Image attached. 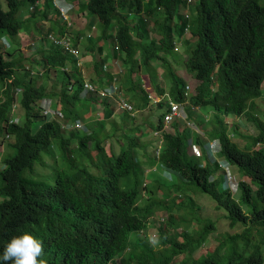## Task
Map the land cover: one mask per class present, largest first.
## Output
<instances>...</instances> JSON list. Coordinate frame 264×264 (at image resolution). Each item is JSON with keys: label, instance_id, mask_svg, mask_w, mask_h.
I'll list each match as a JSON object with an SVG mask.
<instances>
[{"label": "trees", "instance_id": "16d2710c", "mask_svg": "<svg viewBox=\"0 0 264 264\" xmlns=\"http://www.w3.org/2000/svg\"><path fill=\"white\" fill-rule=\"evenodd\" d=\"M35 1L38 0H5L6 6L0 1V38L4 37L9 43L6 48L0 44V129L4 135L13 134L15 137V151L5 156L4 166L0 168V257L12 237L27 231L42 242L43 255L40 259L45 260L46 264H118L120 256H123L121 264H167L168 258L155 259L158 251L153 250L150 244L131 241L129 237L131 232L143 229L149 217L139 216L133 210L141 197L138 178L134 176L131 184L126 187L120 185L121 178L135 175L139 170L135 150L123 149L114 155L106 150L103 152L97 145L96 153L100 156L97 171L84 165L77 166L75 160L72 166L71 160H67L72 146L68 147L67 143L70 144L75 136L78 138L77 144L81 146L93 136L78 135L75 130H68L63 124L96 117L95 106L99 97L95 94L86 98L80 96L87 82L93 84L95 89H99V82L105 88L113 82L121 99L131 104L138 87L134 81L135 74L141 72L139 69H147L150 72L143 77L155 80L156 69L153 64H158V53L163 51V55L168 56L175 47L173 32L182 36L191 29L190 14L186 10L192 0H154L146 8L144 0L72 2V7H77L79 13H91V18L87 14L89 24L93 25L97 19L105 25L96 43L83 46L98 53L95 67L99 78L95 80L82 74L81 64H76L74 56L41 48V60L36 61V68L61 69L62 76L55 89H47V84L41 82L42 77L39 80L40 75L35 76L31 65L28 62L24 64L20 58L23 53L17 37L21 32L28 31L27 25L31 18L38 21V17L21 18L19 13L29 2ZM261 1L197 0V27L192 39L187 42L190 49L185 59L186 71L199 80L189 102L215 111L213 116L219 128L207 130L206 135L220 139V153L236 165L249 182L240 186L235 200L227 190L221 188L220 174L218 178L209 180L211 174L219 169L218 162L207 158L200 164L198 159L191 158L194 155L188 154L190 138L176 123L174 133L163 132V144L157 158L163 167L176 171L188 184L208 194L217 206L224 207L231 226L249 221L252 228L264 226V146H257L264 142V135L255 136L251 143L241 147L227 135L222 116L226 112L244 113L250 102L262 95L264 2ZM47 7H53L51 0H45L39 19L49 13ZM158 9L163 10L160 17L156 14ZM150 19L154 20V25H150ZM150 26L156 28V44L145 42L149 38ZM49 28L54 32L55 26ZM64 29V25H60L55 32L62 33ZM37 32L45 38L49 34L42 30ZM82 35L86 34L80 31L75 35L74 47ZM28 37L32 38L31 35ZM14 44L18 46L14 47ZM106 45L110 53L104 52ZM112 57L121 58L122 65L126 67L128 82H124L122 70L113 73L107 69L106 78H100L104 73L103 68L107 66L105 63ZM150 64L152 68L149 69ZM20 69L24 73L16 74ZM5 80H8L6 85ZM156 82L159 87L158 78ZM170 85L171 99L183 102L185 83L173 77ZM140 91L146 103L148 99L151 101L148 93L142 89ZM18 92L22 93L18 96L19 103L26 112V122L23 124L9 122L11 107ZM89 93L94 91L89 90ZM52 97L57 99L55 107L62 116L60 123L54 118L55 115L47 120L37 106L39 100ZM106 99L101 100V103L104 105L105 116L110 117L119 104L115 101L110 103ZM162 116L163 111L155 124L150 123L152 128L163 129ZM36 118L41 122L34 130L32 122ZM55 138L59 142L62 162L54 167L53 182L42 185L29 180L24 172L34 167L41 150L49 147ZM201 140L196 133L193 141ZM69 157L73 158L72 154ZM185 188V183L174 184L171 192ZM149 193L154 194V190H149ZM244 206H248V211L244 210ZM69 215L73 216L70 221ZM169 223L172 224L171 218ZM212 227L211 222L205 223L204 235ZM160 232L163 234L159 236L161 245L175 252L181 251L183 244H178L173 238L167 239L161 227ZM204 235L196 246H190L189 256L180 264H220L216 252L201 260L189 261L195 248L203 243ZM140 247L142 250L136 252ZM0 264L5 262L0 259ZM227 264H263V257L254 251L245 257L230 259Z\"/></svg>", "mask_w": 264, "mask_h": 264}, {"label": "rangeland", "instance_id": "374dc122", "mask_svg": "<svg viewBox=\"0 0 264 264\" xmlns=\"http://www.w3.org/2000/svg\"><path fill=\"white\" fill-rule=\"evenodd\" d=\"M0 1L3 6H6L5 0ZM153 1L154 0H144V7L146 8L152 5ZM36 2L37 1L29 2L27 7L19 13V17L21 18H28L30 16L38 17V21H35L30 17V23L27 25L28 31H24L28 33L25 34L24 32H21L17 37L23 53L20 58H22V62L24 64L28 62L31 65L32 70H34L32 73H35V76L40 75L39 80L42 77L41 82L47 84V89H55L56 85L59 84L57 82L60 80L59 77L62 76L61 69L58 67L53 69H46L43 67L41 70L37 69L36 61L41 60L39 49L58 50L67 56H72V53L65 51L62 46H54L48 39L45 38V36L37 34V31L39 30L44 31V33H50L51 31L49 27L52 26H55V32L56 28L63 23L51 7H47L49 13L46 17L39 19L42 14V10L44 9L45 0H38V6L33 8ZM196 2L197 0H192L186 10V12H189L190 14L191 29L185 31L182 36H178L175 32H173L172 40L175 43V48L171 49L168 56H164L163 51H160L158 53L159 59L156 60L158 63L157 66L156 63L153 64L156 69L155 77L163 80V88H169L168 84H171V79L175 77L178 82L189 85V89H185L189 93L188 97L195 92L196 85L199 82L198 79L187 73L185 66V59L187 58L188 51L190 49L187 42L192 39L197 27V24L195 23ZM261 2H264V0ZM162 13V9H158L156 11L158 17H160ZM87 14L91 18V13L89 11L71 14V26L68 28L73 35L78 31L83 32L89 27L91 28L89 33H92L93 38L82 39L78 44L80 47L77 51L81 62L80 67L82 74L96 80L99 78V72L95 67V57L98 56V53L93 49L83 48V46H91L96 43L97 37L102 34L101 28L105 25L101 21L95 19L93 21V27L92 24H89V17ZM141 15H144V13ZM174 20L176 21V16ZM150 25H154L153 19H150ZM28 35H31L32 38L28 37ZM149 36L150 39L145 42L147 44H156L158 34L155 27L150 26ZM1 43H3L2 40H0V44ZM78 45L75 48H77ZM13 46L17 47L18 44H14ZM104 52H111L107 45ZM105 64H107V67L103 68L102 71L104 73L100 78L104 80V77L106 76L105 73L108 71L107 69H123V72L121 73L122 77L124 78V82H128L125 75L126 67L122 65L120 57H112ZM121 66L122 68H120ZM150 68H152L151 64L149 66V69ZM139 70H141V72L135 74L134 81L139 83L140 88L141 85L142 87L147 85V87L144 88H148L146 93H150L155 96V90H151L154 88V79L146 80L143 77V75H146L150 71L147 69ZM45 72H47V76L45 75ZM15 73L23 74L24 71L20 69ZM7 81L8 80L4 81V85H6ZM261 84L264 85V80ZM106 93L108 96L109 94L113 95V90ZM20 95H22L21 92H18L16 95L15 102L18 107L17 109L15 107L12 109L10 118L16 119L18 124H23L26 122V112L19 103L18 96ZM104 97L105 96H101V99L99 98L100 100L95 106L96 117H94L91 122L87 121L83 122V124L79 126H73L78 135H82V133L86 134L87 131L93 137L88 143L79 146L77 144L78 138L73 136L70 144L67 143L68 147L69 145L72 146L71 152H68L67 160H71L72 166L74 164L73 160H75L77 166L84 165L92 171H97L99 168L98 160L100 158V156H97L96 153L97 145L103 149V152L106 150L108 153L114 155L118 154L119 151L123 149L131 148L135 150L139 170L135 175L132 174L129 177L121 178L120 185L122 187L130 185L134 176L138 178L139 184L143 183L146 185L147 194L141 195L133 210L136 211L139 216L149 215V218L142 230L133 231L129 234L130 240H139L150 244L153 250L158 251L155 253V256H158L155 258L156 260L159 258H168L169 261L167 264H180L184 258L189 256L188 252H190V246H196L200 241V238L204 235V224L211 222L213 227L207 229L203 238V243L199 244L192 252L189 260L190 262L201 260L203 257L212 255L216 252L218 254L220 264H227L230 259L245 257L249 253L256 251L262 255L264 264V226L252 228L250 227V224H248L249 221L246 223L238 222L231 226L229 224L227 210L222 206H217L216 202L208 194L199 190L195 185L188 184V182H186L181 175H178L176 171L158 165V162L155 166L150 167L152 166L150 162L154 161L158 146L162 145V142H158V138H160V136L154 134V128L151 127L150 123L155 124L158 121L157 118L159 114L168 107L169 99H164L161 104L152 103L148 99V102L146 103V100L142 97L141 91L138 90L137 94L133 96V101H130L133 107L131 112H124L122 109L116 108L114 110L116 112L113 115L106 117L104 105L101 103V100L105 99ZM263 98L264 88H262L261 97L256 99V102L259 105V113L257 115L247 113L241 114V116L232 112H226V115L222 116V124L227 127V132L232 133L230 135L231 138L241 147L251 143L255 136L260 134L264 135ZM106 100L112 103L109 98ZM50 101L52 102V105L55 106L57 99L56 97H52ZM141 105L145 106L140 108ZM190 106L191 104L188 102L187 107L190 108ZM188 108L185 109L187 114L185 119H181L176 122L170 120L167 123L168 126L164 128V130L175 132V129L172 127L174 126V123H176V125H178L177 127H180L181 130H185L187 136L191 137V134H194L195 136V134L198 133L200 139H202L206 135L207 130L217 128L216 118L212 120L214 113L210 115L209 110L201 107L203 112L199 115L198 112H201V110L195 111L196 109H192V111H188ZM256 109L257 108L255 106L251 111L255 112ZM40 122L41 120L36 118V120L32 122V128L36 130L40 125ZM77 124L80 123L78 122ZM92 132H94L95 135ZM14 141L15 137L13 134L6 137L0 129V168L4 166L5 156L14 153ZM193 143L196 146L198 144L200 145V143H196L194 141ZM259 145L264 146V142L257 144V146ZM79 153H82L83 155H79ZM69 154H72L73 158H70ZM188 154L194 155L192 153L191 145L189 146ZM190 157L198 159L195 155ZM91 159H94V161ZM204 159L205 151H203V155L200 156L198 160L199 163H203ZM61 162L62 159L60 155L59 142L58 139L55 138L49 147L41 150L34 167L32 169H26L24 175L27 176L29 180H33L35 183L48 185L53 182L55 177L54 167L61 164ZM216 174L219 175L220 172L218 171ZM237 174L241 175V172L237 170ZM184 183L186 186L184 190H174L171 192V188L174 184L183 185ZM155 188H157L156 194H150L149 189ZM233 198L237 200L238 194H235ZM157 200H161V202H157L156 204ZM151 203L154 204L151 206ZM244 210L248 211V206H244ZM65 214L66 213H64V216H66ZM72 217V215H69L68 221H70ZM160 217H165V221L162 222L164 225H160ZM169 218H171L172 224L169 223ZM160 227L164 230V235L167 239L173 238L178 244H183L180 252L172 251L171 249H168V247L159 243V236H163L160 232ZM247 230L248 232L245 234ZM188 243V246H184ZM141 250L142 247L138 248L136 252ZM125 256L127 257L128 255H124V257ZM121 260H123V256H120L118 264H121Z\"/></svg>", "mask_w": 264, "mask_h": 264}, {"label": "clouds", "instance_id": "9594fccd", "mask_svg": "<svg viewBox=\"0 0 264 264\" xmlns=\"http://www.w3.org/2000/svg\"><path fill=\"white\" fill-rule=\"evenodd\" d=\"M54 1L55 0H51L52 6H53V7H51V9L59 17V19L63 23L62 25H64L65 29H64V31L62 33L50 32L47 35L46 38L54 46H62L65 51L71 52L72 56H74L76 58V64H81V62L79 60V57H78V51H77V49H79V47H80L78 44L84 38H89V39L93 38L92 37V33H89L91 28L86 29V30L83 31V34H86V35H82V36L79 37V40L76 41L77 42L76 46L78 45V47L75 48L76 46L75 47L73 46V41H74V39H76L75 35L78 34L79 31L76 34L73 35V34H71V32H70L68 27L71 26V22H70L71 14L79 13L77 7H72V2L77 3L78 0H59L61 2V4L63 6H65V8L67 9V11H66L67 19H63L62 18V15H61L60 11L58 10V8L54 4ZM188 1H190V0H188ZM37 4H38V1L36 2V4L34 5L33 8H35L37 6ZM93 27H94V25H93ZM27 33L28 32H25V34H27ZM67 33H69V34H67ZM149 39L150 38H148V40ZM0 40L3 41V43H1L2 46H4L6 48L7 45L9 44L8 41L4 37H1ZM174 46H175V43H174ZM65 68H66V66H65ZM120 68H122V66ZM21 70H23V69H21ZM110 70H112L113 73L120 71V69H115L114 70L112 68H110ZM121 70L123 72V69H121ZM123 80H124V78H123ZM162 81H163L162 79H159V82L161 84L160 87H159L160 89H163L162 88ZM136 83L138 85V87H137L138 90L142 89L143 92H146V90L148 88L147 89H144V88L147 87V85H145V87H142V85H141V88H140L139 87V83L138 82H136ZM168 85H169V88H170L171 85L170 84H168ZM98 87H99V89H96L94 91V93H89V90L88 91L82 90L80 96L82 98H86V97H90L92 94H95L101 99V96H102L101 92L102 91L109 92V91L113 90V95L109 94V96L106 95L104 98H109L112 102L113 101L117 102L119 104V106L116 105L117 109H122L124 112H131L133 110L132 105L130 103L124 101V100H123V102H125V105L123 107L120 106L121 103H119L118 101L121 98V94L117 92L116 87L113 84V82L107 88L102 87L101 83L99 82L98 83ZM169 88H164V91L162 90V92H159V93L155 92V94H156L155 96H153L150 93H148V97L151 98V102L155 103V104L161 103L164 99H169L168 107L165 110H163V116H162V121H164L163 129L162 130H159V129H154L153 130L155 135H159L160 136V138H158V142H162V144H163V132L166 131V130H164V128H166L168 126L167 123L170 120L176 122L178 120L185 119L187 117L185 109L188 108L187 107V103L189 102V97H190V96L188 97L189 93H188V91H186L187 89H189V85L188 84H185V89L186 90H185V93H184V96H185L184 98L185 99H184L183 102H175V101H173L171 99V96H170V93H169V91H170ZM256 99H258V98H256ZM256 99L254 100V102H252V101L250 102L249 107L242 114L251 113V114L257 115L259 113V111H258L259 110V105L256 102ZM262 101L264 102V98L262 99ZM43 103H44V105H43ZM172 103L176 104L177 110H176L175 113L172 114V116L170 118H166L165 115L170 112V108H171V104ZM37 105H38V108L40 110V113L42 115H44L47 120H49L52 115H55L54 118L56 117L57 122L60 123L59 119H62V116L59 115V110L55 106L52 105V102L50 101V99H44V100L41 99V100L38 101ZM47 106H48V109L52 112L50 116L44 114V107H47ZM255 106H256L257 109H256L255 112H252L251 110H253ZM14 107L16 109L18 107L16 102H14L12 104L11 111H12V109ZM201 107L202 106L191 104L190 108H188V111H192V109H196L195 111L201 110V112H198L199 115H200L203 112V109H201ZM205 108H207V107L205 106L204 109ZM209 109H207V110L210 111V115L215 113V111L212 108H209ZM225 115L226 114L224 113L223 116H225ZM237 115H241V114H237ZM241 116H238V117H241ZM10 119L11 120L9 122L18 123V121L16 119H12V118H10ZM93 119L88 120V121L91 122ZM214 119H215V117L213 116L212 120H214ZM78 122L80 124H77ZM83 122H87V121H75V122L69 121L68 123L63 124V126H66L68 128V130H75V128L73 126H75V125L79 126V125L83 124ZM172 128L175 129V123H174V126ZM217 128H219V126ZM225 131H226L227 135L229 137H231L230 135L232 133L227 132V127H225ZM168 132L174 133L173 131H168ZM192 132H193V130H192ZM83 134L84 133H82V135ZM86 134H90V133H88L86 131ZM5 136L9 137L10 135L6 134ZM189 138H190L189 146L190 145L192 146V153L196 157H198V160H199L200 156L203 155V151H205L204 162L206 161L207 158H209L212 161H217L218 162L219 169L216 172L219 171L220 175H221V178H220L221 179V188L227 190L232 198H233V196L235 194H238L239 191H240V186L243 183L249 182V179L244 174H242V172L240 171V169L237 168L236 165L232 164L230 161H228L220 153L221 152V141H220V139L218 137L205 135L204 138H202L203 141L202 140L199 141V142L194 141L196 143H200V145L198 144L196 146L193 143L194 134H191V137H189ZM258 144H261V143H258ZM161 147H162V145L158 146V148L156 150V156L154 157L155 159H154L153 162H150L152 164V166H150V167L155 166L156 163L158 162L157 158H159V156H160ZM203 163H200V164H203ZM158 165L163 166L162 164H160V162H158ZM232 165H233V167H232ZM150 167H148V168H150ZM237 170H239L241 172V175L237 174ZM216 172L211 174L209 180H214L215 178H218L219 175H217ZM142 186H145V188H142ZM140 188H141V195L147 194L146 193L147 192V187H146L145 184L140 183ZM149 190H154V194H156L157 188L149 189ZM157 202H161V200H157L156 204H157ZM153 204L154 203H151V206ZM160 218H161L159 220V222L161 223L160 225H164V224H162V222L165 221V217H160ZM146 222H147V220H146ZM42 255H43V244H42V242L40 240H38L31 233L25 231V232H23L20 235L12 237L10 242L4 248L3 255H2V257H0V259H2L5 262V264H8V262H12V264H46L45 260L40 259V257H42Z\"/></svg>", "mask_w": 264, "mask_h": 264}, {"label": "built area", "instance_id": "2783aa9c", "mask_svg": "<svg viewBox=\"0 0 264 264\" xmlns=\"http://www.w3.org/2000/svg\"><path fill=\"white\" fill-rule=\"evenodd\" d=\"M54 4H55V6L58 8V10L60 11V13H61V15H62V18H63V19H67V14H66L67 9L65 8V6H63L59 0H55V1H54ZM83 90H84V91H88V90H93V91H95L96 89L93 87V84L87 82L86 84H84V89H83ZM106 94H107V93H106L105 91H102V92H101V95H102V96H106ZM118 102L121 103V105H120L121 107H123V106L125 105V102H123V100H122L121 98L119 99ZM128 107H129V106H128ZM176 110H177V106H176V104H173V103H172V104H171V108H170V112L167 113V114L165 115V117H166V118H170V117L172 116V114L176 112ZM51 113H52V112L48 109V106H47V107H44V114H45V115L50 116Z\"/></svg>", "mask_w": 264, "mask_h": 264}, {"label": "crops", "instance_id": "0c3cea01", "mask_svg": "<svg viewBox=\"0 0 264 264\" xmlns=\"http://www.w3.org/2000/svg\"><path fill=\"white\" fill-rule=\"evenodd\" d=\"M156 80H157V78L153 81V87H154V88L151 89V90H155V92L159 93V92H160V88H159V87H160L161 84H159V87H158V85L155 84V83H157ZM158 83H160V82H158ZM162 88H163V87H162ZM161 90L164 91V88L161 89ZM136 92H138V88L136 89ZM205 109H208V108H205ZM209 110H210V109H209ZM210 111H211V110H210ZM115 112H116V111H115ZM115 112H114V113H115Z\"/></svg>", "mask_w": 264, "mask_h": 264}]
</instances>
